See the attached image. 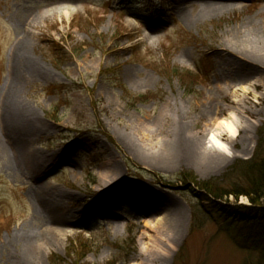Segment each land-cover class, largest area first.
<instances>
[{"label":"rangeland","instance_id":"rangeland-1","mask_svg":"<svg viewBox=\"0 0 264 264\" xmlns=\"http://www.w3.org/2000/svg\"><path fill=\"white\" fill-rule=\"evenodd\" d=\"M184 1L0 0V110L15 68L14 102L42 129L28 144L29 154L49 158L36 182L47 192L29 194L36 176L17 170L0 112V264H22L34 236L42 252L27 264L254 259L234 243L223 219L201 215L194 221L192 206L200 199L179 175L187 172L199 183L231 190L232 166L254 155L264 123V60L233 43L251 24L252 44L264 56V0H238L236 8L216 13ZM22 40L13 67V51ZM226 47L245 57L234 58ZM253 64L260 65V76L231 82L229 74L240 71L226 72V66L253 73ZM179 119L186 125L183 138L201 162L178 151L182 134L173 130ZM221 120L239 132L221 137L226 150L219 158L210 139ZM154 177L173 190L151 184ZM49 200L52 207L42 213L38 206ZM216 201L224 207L250 204L245 196ZM163 205L182 212L178 242L148 228L165 216ZM157 210L162 213L150 216ZM57 211L63 224L55 220ZM50 228L61 231L51 240Z\"/></svg>","mask_w":264,"mask_h":264},{"label":"bare ground","instance_id":"bare-ground-1","mask_svg":"<svg viewBox=\"0 0 264 264\" xmlns=\"http://www.w3.org/2000/svg\"><path fill=\"white\" fill-rule=\"evenodd\" d=\"M184 1V0H183ZM184 2H192V3H202L204 8L203 11L204 13H216V12H222L223 9H227V8H236L237 3H240L238 0H188V1H184ZM65 4H69L68 2L61 4L65 5ZM72 11H69V14H72ZM240 32V34H242L243 36H239L238 34V40L237 42L233 43L236 48L239 46L241 47L243 50L253 54L254 56H258L260 57L262 60H264V56L262 55V48L261 47H257L256 45L252 44V42L254 41V38L252 36H254L252 33H254V30H251V24H246L244 26V30H240L238 31ZM26 38V37H25ZM26 40H22V42L20 41V43L16 46V48L13 51V56H12V60L15 57L19 56V48L22 46L23 43H25ZM227 51L230 52L231 55H233V57H238V55H242L239 51L233 49V48H227ZM25 54L23 53V56ZM245 57V56H244ZM232 58V59H234ZM25 59V56H24ZM15 60V59H14ZM12 62V66L14 67V61ZM253 62V59H250ZM258 64H262L259 62H256ZM258 64H253V66H255V70L253 73H249L246 71H242L241 72V68H231L226 66V72H231V70H236V71H240V73H234V74H229V79L231 80V82L233 84H244L246 82H248L250 79H252L253 77H257L260 76L259 75V70H257V68H259L260 65ZM23 64H20V68L18 71H20V75L24 74V68L22 66ZM264 66V64H262ZM262 66V67H263ZM264 68V67H263ZM262 80V79H261ZM260 81V78L258 80ZM18 81H17V74L15 73V68H13V76L12 74H10V76L8 77L7 81H6V85H5V103L2 106L0 112L2 114L1 117V121H2V131H3V135H4V139L6 141V143L10 146V150L13 152V160L14 162L17 164V162H19V164H17L18 167L17 170H19L20 168H24L25 170H27L29 173H31L32 175L36 176V180H35V184L32 187L28 188V193L30 194L31 191L33 192H42V193H46L47 191L45 189H43L41 187L40 183H36L37 180L42 177L41 174L45 171L46 166L48 164V155H45L43 157H38L37 155H34V159H32V157L29 154V150L27 148L28 144L30 143V141L38 134H41L42 129L38 128L35 121L27 118L26 114L20 110V108L18 106H16L15 101V89L17 87ZM246 90V89H244ZM247 93V92H245ZM219 106H217V112H219L218 109ZM211 111V110H210ZM175 130H173V133L178 134L180 136V138L178 139L179 142V146H178V151L180 152L181 155L183 156H191L193 159H195L196 161L201 162V158L200 156H198L199 152L198 150H196L195 148H192V144L191 141L185 140L183 138L184 136V132L186 131V125L184 122H181V119H179L177 125L175 124L174 126ZM215 131H217V133L215 134V132L211 135V139H210V143H213V151L218 154L216 155L217 157L221 158V154H223V152H225L226 147L224 145L223 142H221V137L225 135V133H228L230 135H236L237 131L234 127L233 124H227L225 123L224 120H221L219 122L216 123L215 125ZM183 139V140H182ZM181 140L183 141V144L181 143ZM29 157V159H28ZM202 157V156H201ZM206 158V157H205ZM209 158V157H208ZM218 160V159H215ZM213 162V161H212ZM214 163V162H213ZM206 165V164H205ZM205 165L203 167H205ZM208 166V165H206ZM37 185V186H35ZM42 196V200L45 201V197L44 195ZM47 202V201H46ZM44 204V205H43ZM40 204L38 206V208L40 209V211L42 213H45L47 210H50V208L52 207L53 203L49 200L48 203H43ZM165 211H164V217L162 220H159L157 222L158 226H155L154 224H150L148 228H150L152 231L160 234V233H164L167 234V240H171L173 238V241L178 242L179 239H181L182 236V224H183V217H182V212L178 207L175 206H168V205H163L162 206ZM160 210V207H159ZM153 211L150 213V216H156L159 213H162V211ZM55 220L58 223H62L63 224V220L58 216V211L55 213ZM61 225V224H60ZM49 235H50V240L53 238V235L58 234L59 232H61L60 230L57 229H53L50 228L48 229ZM47 232V233H48ZM36 235V234H35ZM34 236V242L30 241V244L26 246V251H25V256L24 258L21 259V263L22 264H27V262L30 260V258L32 259L33 257L38 256L39 253L42 252V248H41V244L37 243L39 240V237ZM43 238V237H42ZM33 239V238H32ZM31 240V239H30ZM145 253L147 254H151L152 251H145ZM153 256V255H151ZM154 256H156L154 254Z\"/></svg>","mask_w":264,"mask_h":264},{"label":"trees","instance_id":"trees-1","mask_svg":"<svg viewBox=\"0 0 264 264\" xmlns=\"http://www.w3.org/2000/svg\"><path fill=\"white\" fill-rule=\"evenodd\" d=\"M138 100L147 97L136 95ZM139 172H142L141 170ZM231 174L236 178L232 179L231 190H224L217 182H197V179L187 172L179 175V180L188 185V191L194 197L199 198V204L192 206L194 221L202 215L213 222H222L225 229L231 233L234 243L249 254L255 255L250 264H264V123L258 131V142L251 159L237 161L231 168ZM137 177L146 178V175L139 174ZM157 186L167 188L159 179L153 180ZM196 186L199 192L192 187ZM199 193V194H198ZM213 196L214 200L209 199ZM242 196L248 198L252 206H227L224 207L216 200H223L234 197L236 201ZM209 200L208 205L206 201ZM230 210L239 211L229 213ZM215 213L217 215L215 216ZM130 228V227H129ZM233 231V232H232ZM121 255H123L121 253Z\"/></svg>","mask_w":264,"mask_h":264}]
</instances>
